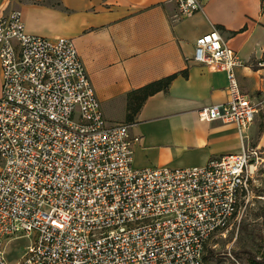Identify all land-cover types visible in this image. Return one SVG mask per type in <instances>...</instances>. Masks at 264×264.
Masks as SVG:
<instances>
[{"label":"built area","instance_id":"built-area-1","mask_svg":"<svg viewBox=\"0 0 264 264\" xmlns=\"http://www.w3.org/2000/svg\"><path fill=\"white\" fill-rule=\"evenodd\" d=\"M175 4L178 19L203 7ZM194 61L226 73L231 98L199 119L234 123L246 139L259 106L236 79L239 55L215 30L197 39ZM0 67V264L17 236L30 245L16 264H206L207 243L248 197L260 148L135 168L132 124L106 120L74 43L28 34L20 10L0 13Z\"/></svg>","mask_w":264,"mask_h":264},{"label":"crops","instance_id":"crops-1","mask_svg":"<svg viewBox=\"0 0 264 264\" xmlns=\"http://www.w3.org/2000/svg\"><path fill=\"white\" fill-rule=\"evenodd\" d=\"M202 3L183 19L175 0H0V13L20 10L28 34L74 43L106 120L132 124L135 168L177 169L246 147L264 152V0ZM215 30L242 60L236 79L259 106L246 139L234 123L198 117L231 99L228 75L194 61L197 39ZM174 74L168 91L148 98L129 120L131 93ZM2 85L0 67V96Z\"/></svg>","mask_w":264,"mask_h":264},{"label":"rangeland","instance_id":"rangeland-1","mask_svg":"<svg viewBox=\"0 0 264 264\" xmlns=\"http://www.w3.org/2000/svg\"><path fill=\"white\" fill-rule=\"evenodd\" d=\"M262 158L232 225L207 243L206 264H249L248 252L264 257V153ZM16 238L6 246L8 264H16L30 245L27 238Z\"/></svg>","mask_w":264,"mask_h":264},{"label":"trees","instance_id":"trees-1","mask_svg":"<svg viewBox=\"0 0 264 264\" xmlns=\"http://www.w3.org/2000/svg\"><path fill=\"white\" fill-rule=\"evenodd\" d=\"M178 74L171 75L164 79L152 82L141 89H138L131 93L129 98V115L128 119L131 120L132 117L140 111L143 104L151 96L159 92H167L172 82L177 78ZM129 123V122H127ZM248 263L249 264H264V257L259 259L258 255L248 252Z\"/></svg>","mask_w":264,"mask_h":264}]
</instances>
